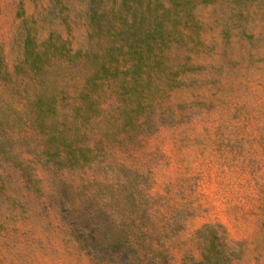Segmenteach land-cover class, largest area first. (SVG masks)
I'll use <instances>...</instances> for the list:
<instances>
[{"label": "rangeland", "instance_id": "obj_1", "mask_svg": "<svg viewBox=\"0 0 264 264\" xmlns=\"http://www.w3.org/2000/svg\"><path fill=\"white\" fill-rule=\"evenodd\" d=\"M0 264H264V0H0Z\"/></svg>", "mask_w": 264, "mask_h": 264}]
</instances>
